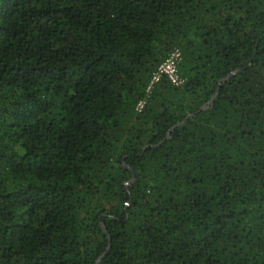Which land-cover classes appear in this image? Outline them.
<instances>
[{
    "label": "trees",
    "instance_id": "16d2710c",
    "mask_svg": "<svg viewBox=\"0 0 264 264\" xmlns=\"http://www.w3.org/2000/svg\"><path fill=\"white\" fill-rule=\"evenodd\" d=\"M97 261L264 264V0H0V264Z\"/></svg>",
    "mask_w": 264,
    "mask_h": 264
},
{
    "label": "built area",
    "instance_id": "2783aa9c",
    "mask_svg": "<svg viewBox=\"0 0 264 264\" xmlns=\"http://www.w3.org/2000/svg\"><path fill=\"white\" fill-rule=\"evenodd\" d=\"M181 60L180 51L175 49L171 51L165 60L159 64L155 72L152 73L150 80L146 87V92L149 93L152 88L158 84L162 79L167 80L172 86L180 87L184 83V79L179 75L178 64ZM145 104L141 100L136 105V111L140 112Z\"/></svg>",
    "mask_w": 264,
    "mask_h": 264
},
{
    "label": "water",
    "instance_id": "95a60500",
    "mask_svg": "<svg viewBox=\"0 0 264 264\" xmlns=\"http://www.w3.org/2000/svg\"><path fill=\"white\" fill-rule=\"evenodd\" d=\"M235 73H236V71H234V72L228 74L225 78L222 79V82L226 81L228 78H230V77H231L232 75H234ZM213 99H214V97H212V98L210 99V101L208 102V104H212ZM205 107H206V105H204L203 108H205ZM148 147H149V146H146L145 148H148ZM134 178H135V176L133 175L131 181H130L128 184H131V183L133 182ZM96 264H98V261L96 262Z\"/></svg>",
    "mask_w": 264,
    "mask_h": 264
}]
</instances>
